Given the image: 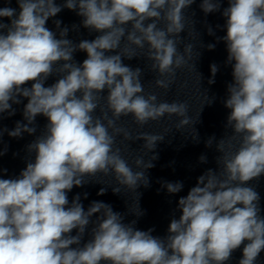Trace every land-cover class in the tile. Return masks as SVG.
<instances>
[{
    "label": "clouds",
    "instance_id": "9594fccd",
    "mask_svg": "<svg viewBox=\"0 0 264 264\" xmlns=\"http://www.w3.org/2000/svg\"><path fill=\"white\" fill-rule=\"evenodd\" d=\"M223 2L200 0L199 6L206 15L221 12L225 19L226 34L216 41L225 43V63L232 68L223 101L230 110L224 127L231 134L205 141L219 153L217 168L206 169L179 197L180 215H173L164 237L136 224L144 214L137 190L149 186L147 170L154 167L155 149L165 135L133 136L118 122L131 116L142 128L176 116L181 131L189 125L195 129L200 113L193 121L186 102L145 93L143 69L124 60L150 61L155 86L165 92L177 70L196 68L200 52L181 35L189 24L187 35L196 31L186 15L195 0H16L19 11L0 7V115H14L13 104L27 100L26 123L0 128V138L5 132L13 138L33 135L37 116L47 120L27 145L26 167L15 178H0V264H226L241 247L238 264H256L264 251V215L250 182L264 175V0H227L222 9ZM63 8L76 11L82 26L98 35L73 42L60 20L53 21L56 31L50 30L48 20ZM207 31L215 35L212 27ZM77 51L86 53L82 62L74 59ZM218 70L210 65L209 84ZM53 76L55 82L45 86ZM191 137L199 139L196 129ZM118 138L120 143L142 140L143 154L130 163ZM199 162L207 163V156ZM98 176L111 177L114 184L101 183ZM89 182L105 185L98 195L108 187L133 194L134 207L128 204L127 213H120L92 201L85 210L79 194L69 201L74 187ZM161 187L178 194L184 185L163 181ZM126 215L137 219L125 222ZM86 234L89 239L82 243Z\"/></svg>",
    "mask_w": 264,
    "mask_h": 264
}]
</instances>
